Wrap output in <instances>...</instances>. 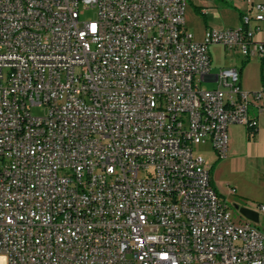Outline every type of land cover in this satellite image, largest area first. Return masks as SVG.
<instances>
[{
  "label": "built area",
  "instance_id": "built-area-1",
  "mask_svg": "<svg viewBox=\"0 0 264 264\" xmlns=\"http://www.w3.org/2000/svg\"><path fill=\"white\" fill-rule=\"evenodd\" d=\"M241 1L239 28L196 42L187 0H0L5 264H264V204L234 219L195 152L226 159L229 128L264 113V3ZM213 45L257 57L262 89L213 74Z\"/></svg>",
  "mask_w": 264,
  "mask_h": 264
},
{
  "label": "crops",
  "instance_id": "crops-1",
  "mask_svg": "<svg viewBox=\"0 0 264 264\" xmlns=\"http://www.w3.org/2000/svg\"><path fill=\"white\" fill-rule=\"evenodd\" d=\"M187 4L185 25L196 42H202L209 29L239 28L242 14L250 11V6L241 0H187ZM262 38L261 33L256 34V39ZM210 59L213 74L234 67L240 71L243 91L257 92L262 89L263 67L257 57L246 60L237 51L213 45L210 47ZM250 115L258 120L253 137H249L246 127L231 126L227 158L219 160L210 145V157L204 155L208 166L213 168L212 186L217 194L234 205L244 207L264 204V113L252 108ZM231 190H235L234 195ZM234 198L246 203L242 205Z\"/></svg>",
  "mask_w": 264,
  "mask_h": 264
},
{
  "label": "rangeland",
  "instance_id": "rangeland-1",
  "mask_svg": "<svg viewBox=\"0 0 264 264\" xmlns=\"http://www.w3.org/2000/svg\"><path fill=\"white\" fill-rule=\"evenodd\" d=\"M259 2L264 3V0L259 1ZM187 7H188V4L186 6L185 15H187ZM80 11H81V20L82 21L93 20L97 16V11L95 9H92V8L86 9V8L80 7ZM202 86H203V88L211 90V89H214L216 87V84H214V83H203ZM45 113H46L45 108H41V107H33L31 110V114L33 116H36V117L44 116ZM195 152H196V154H201L203 156L205 155L206 158H209L211 155L209 145L197 146L195 148ZM235 200L237 202H240L242 205H244L246 203L244 200H241V199L239 200L238 198H236ZM232 212H233L234 219L239 220L240 216H239L238 212L235 211L234 209L232 210ZM258 229L260 231L264 232V217L261 218V222L258 225ZM4 264H5V262H4Z\"/></svg>",
  "mask_w": 264,
  "mask_h": 264
},
{
  "label": "water",
  "instance_id": "water-1",
  "mask_svg": "<svg viewBox=\"0 0 264 264\" xmlns=\"http://www.w3.org/2000/svg\"><path fill=\"white\" fill-rule=\"evenodd\" d=\"M234 210L237 211L245 219L250 220L256 224H258L260 221L259 214L247 207L235 204Z\"/></svg>",
  "mask_w": 264,
  "mask_h": 264
},
{
  "label": "trees",
  "instance_id": "trees-1",
  "mask_svg": "<svg viewBox=\"0 0 264 264\" xmlns=\"http://www.w3.org/2000/svg\"><path fill=\"white\" fill-rule=\"evenodd\" d=\"M255 134V132H249V137H253ZM212 173H213V168H210V171H209V174H210V177H211V183H212Z\"/></svg>",
  "mask_w": 264,
  "mask_h": 264
},
{
  "label": "bare ground",
  "instance_id": "bare-ground-1",
  "mask_svg": "<svg viewBox=\"0 0 264 264\" xmlns=\"http://www.w3.org/2000/svg\"><path fill=\"white\" fill-rule=\"evenodd\" d=\"M4 258L3 257H0V264H4Z\"/></svg>",
  "mask_w": 264,
  "mask_h": 264
}]
</instances>
